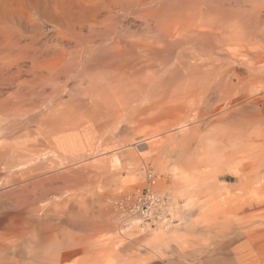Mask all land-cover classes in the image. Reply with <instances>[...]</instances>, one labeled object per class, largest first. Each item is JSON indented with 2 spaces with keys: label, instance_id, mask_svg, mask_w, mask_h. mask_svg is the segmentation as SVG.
Returning a JSON list of instances; mask_svg holds the SVG:
<instances>
[{
  "label": "bare ground",
  "instance_id": "1",
  "mask_svg": "<svg viewBox=\"0 0 264 264\" xmlns=\"http://www.w3.org/2000/svg\"><path fill=\"white\" fill-rule=\"evenodd\" d=\"M131 148L173 174L138 248L104 205ZM185 233L189 264H264V0H0V264H140Z\"/></svg>",
  "mask_w": 264,
  "mask_h": 264
},
{
  "label": "rangeland",
  "instance_id": "2",
  "mask_svg": "<svg viewBox=\"0 0 264 264\" xmlns=\"http://www.w3.org/2000/svg\"><path fill=\"white\" fill-rule=\"evenodd\" d=\"M6 143H9V142L7 141ZM133 149L131 148V150H133ZM163 149L165 150V155H167V156L170 155V151L171 150H173L174 153L175 152L176 153L179 152L178 151V148H175V149L174 148H163ZM133 151H135L134 152L135 160L137 159L136 160L137 162L135 161L136 162L135 165L137 166V170L139 169L140 171H138V172H140V173L143 172V174L142 173L141 174L139 173V174L135 175L136 173L134 171L133 172L132 171L126 172L128 170H121V174H119L120 176L119 175L117 176L118 178L119 177H121V178H119V180H118V178L116 179L118 182L114 178V181H116L115 182L116 183V186H118V188H117L118 189V193L116 191V194L123 196V199L121 200L122 203H120L121 201H117L119 203L116 204L117 202H114L115 200L113 201V200L108 199V198H106L108 200H107V202H105V204L103 202L102 203L104 205H106L107 210H109V211L113 210V212L115 211L112 214H111L112 211L110 213L107 212L109 214V215L107 214V216H109V217H106L107 219L105 218L106 220H108V219L111 218L110 219V223L111 224L116 222L115 219L112 220V218H114V214H116V217H117V214H118L119 218L121 217L119 219L120 225L123 226V224H124V227L125 226H128V225H126V223L127 222L130 223V221L132 219L136 220L135 216L136 217L138 216L137 218H140L141 217V219H143V220L140 219L141 221L139 220V222L136 223L138 229H135L136 227L134 228L133 226H132L133 227L132 229H130L131 228L130 226H128L129 228L127 227L129 229V231L130 230H133V232L130 231V232H132V235H133L131 238H134V237H137V238L139 237L140 238V237H143L142 234H141V233H143L142 232L143 229L141 228L143 226V224L144 225L145 224L146 225L147 224H152V228L153 229H159V228H161L163 226V224H165V223L168 224V222H167L168 220L167 219L169 218V216H171V215L174 214V212H172V207L171 206H165V207H161V208L157 207V209H155L154 214H153L154 217L152 216V218L151 219H148V220L145 219L144 213L147 210V205L144 204V202L143 201H140V200H142V198L145 197V195L148 194V192H149L147 190L148 189L147 186H149L148 183L150 181L149 176L151 177L152 181H154V182H156L157 179H159V180H161V179L162 180H165L166 186L167 187H170L171 186V181H172V178H173V174H172V172L170 173L171 168H172V163L171 162L168 163V161H170V159H168L166 157L164 158V160L167 163V165L164 162V160H162V163L164 165L163 167H165V168L161 169V168L158 167L159 170L161 169L162 171L161 170L160 171L158 170L157 164H155L156 163V159H157V156H156L157 155V152H156V149L155 148H135ZM172 155H174V154H172ZM107 157H110V155H108ZM127 157L128 158H126V157L125 158L124 157L121 158L120 157V159H123L124 160L122 162H125V160H127V159L129 160L130 159L129 160L130 163H134L133 161L131 162V160H132L131 155L130 156H127ZM118 160H119V158H118ZM128 160H127V162H129ZM111 161L112 160L107 161V162H110L109 167L110 166H114V164ZM119 162H120V164L122 163L121 160H119ZM125 164H126V162H125ZM117 165H118V163H117ZM107 166H108V163H107ZM121 167H123V166H121ZM118 168H120V167H118ZM128 168H130V167H128ZM163 170H165V171H163ZM131 172L133 174L134 173L135 174L133 175ZM159 172H160V174H159ZM164 172H166V173L164 174ZM127 173H129V174H127ZM115 183H114V186H115ZM222 183H230V182H228L227 180H225V181H222ZM109 185L112 186L113 184H109ZM121 187H122V189H121ZM136 194L138 195V197L139 196H141V197L138 198L136 196ZM95 199H98V198H94L93 200H95ZM106 199H103L101 201H104ZM98 200H100V199H98ZM124 201L127 202V203H125ZM130 201H131V203H130ZM136 201H137V203H136ZM96 203H97V201L95 200V204H94L95 206H96ZM109 203H110V207L112 206L111 208L108 207L109 206L108 205ZM183 205H184V202L180 200V204H179V207L178 208L180 209V206H183ZM96 208H97V206L95 207V209ZM123 216L126 219V221H125L124 218H122ZM121 219H124V220H121ZM96 220L97 219L90 220L89 222L93 225V224L96 223L95 222ZM101 220H103V218H98V221H97L96 224H101V223H98V222H102ZM75 221H77V220H74V219L72 220V218H71V220H70L71 223L67 222L63 226L59 227V232L62 235H68V236L71 235V236L77 237V238L78 237L79 238L80 237H84L85 234L81 230V227H79V226H77L75 224ZM91 224H88L87 223V225H91ZM176 224H178V222H174L173 224H171V226H170L171 229L175 228L176 227ZM129 231L127 232L128 234H130ZM134 231L137 232V235L136 236L134 235L136 233ZM140 231H141V233H140ZM86 234H88V233H86ZM89 235H91V234H89ZM185 235H186V240L182 244V250H179L177 252H172V253H170L168 255H165L164 254V256H162L163 258L160 257L162 259H160V258L158 259L157 257L155 258V257L152 256V259L151 260H148L147 258H149V257L144 252L141 251V258L144 259V262L141 261L143 263H140V264H149L151 262H152V264H189V262L193 259L192 255H191L192 247L193 248H198V246L192 245V239L194 238L193 236H191L189 233H185ZM130 236H131V234L129 236L127 235V238L128 239H125V241L128 240L127 241L128 243H131L132 240H134L133 242H136L137 241V238H134V239L131 240ZM201 237L202 236H198V234H197V238L198 239L202 240ZM140 239H139V242L141 241ZM139 242H136V244L134 243L137 248L139 247L138 246L139 244L137 245V243H139ZM140 250H142V249H140ZM127 254L128 253H126V255ZM146 261H147V263H145Z\"/></svg>",
  "mask_w": 264,
  "mask_h": 264
},
{
  "label": "built area",
  "instance_id": "3",
  "mask_svg": "<svg viewBox=\"0 0 264 264\" xmlns=\"http://www.w3.org/2000/svg\"><path fill=\"white\" fill-rule=\"evenodd\" d=\"M146 195H147V194H146ZM146 195H145V197H146ZM145 197H143V198H145ZM140 201H143V200H140ZM143 202H144V204L147 205V210H146V212L144 213V217H145L146 220H148V219H150V218H149V216H147V213H148V210H149V207L151 206V204H150L149 202H146V201H143Z\"/></svg>",
  "mask_w": 264,
  "mask_h": 264
}]
</instances>
